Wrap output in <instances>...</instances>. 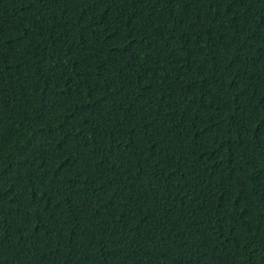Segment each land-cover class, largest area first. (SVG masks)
<instances>
[{"label": "trees", "instance_id": "obj_1", "mask_svg": "<svg viewBox=\"0 0 264 264\" xmlns=\"http://www.w3.org/2000/svg\"><path fill=\"white\" fill-rule=\"evenodd\" d=\"M0 264H264V0H0Z\"/></svg>", "mask_w": 264, "mask_h": 264}]
</instances>
